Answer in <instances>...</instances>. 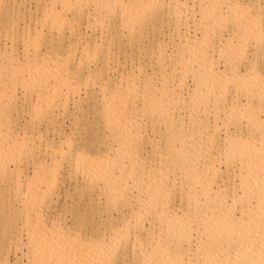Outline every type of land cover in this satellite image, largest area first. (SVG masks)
Here are the masks:
<instances>
[{
	"label": "bare ground",
	"instance_id": "bare-ground-1",
	"mask_svg": "<svg viewBox=\"0 0 264 264\" xmlns=\"http://www.w3.org/2000/svg\"><path fill=\"white\" fill-rule=\"evenodd\" d=\"M88 99L92 155L60 128ZM63 169L86 241L45 212ZM0 225V264H264V0H0Z\"/></svg>",
	"mask_w": 264,
	"mask_h": 264
},
{
	"label": "rangeland",
	"instance_id": "rangeland-1",
	"mask_svg": "<svg viewBox=\"0 0 264 264\" xmlns=\"http://www.w3.org/2000/svg\"><path fill=\"white\" fill-rule=\"evenodd\" d=\"M102 22H104V23H106L105 21H102ZM100 24V23H96L95 25L97 26V27H99V25L101 26V25H105V24ZM99 24V25H98ZM14 32V31H13ZM15 32H16V30H15ZM13 33V37L14 36H17V37H14L13 39H14V41L12 42L13 43V46L16 48H18V49H22V45H21V43H20V40H19V37H18V33L16 34V33ZM18 38V39H17ZM15 39H16V41L18 42H16V43H14L15 42ZM164 39H165V41H167V38L166 37H164ZM144 40H145V37H144ZM143 40V41H144ZM16 44H18L17 46H16ZM128 46V45H127ZM16 48V49H17ZM129 48V47H128ZM134 46H132V48H131V50L133 49L134 50ZM137 48H135V52L132 50V53H133V55L135 56V57H139L140 55H142V54H137V53H139L138 51H139V49H137ZM29 51H32V49H29ZM135 53V54H134ZM144 54V53H143ZM138 55V56H137ZM141 57V56H140ZM143 57V56H142ZM141 59V58H140ZM142 64V63H141ZM155 65V66H154ZM129 66H130V68H129ZM128 66V68L130 69L129 71H128V68H126V73H128L129 72V74L131 73V70L133 71L131 74H130V76H133L134 74H135V72H136V74H137V71H136V68H137V66L135 65V64H130ZM133 66H134V70L132 69L133 68ZM136 67V68H135ZM153 67H155L156 68V64H153ZM146 70L148 69V67L147 66H145L144 67ZM149 70V69H148ZM147 70V71H148ZM128 71V72H127ZM134 75V77H136L137 75ZM87 82H90V81H87ZM86 82V83H87ZM86 83L84 84L83 82H82V84L80 83V89H79V95H81V97H82V99H86L87 98V96L91 93V95H93V96H96V97H98V91H97V93H96V90H94V89H97L98 90V88H97V86L95 85V86H92L91 87V83H87V86H85L86 85ZM137 84L139 83L140 84V82L138 81V82H136ZM91 84V85H90ZM95 83H93V85H94ZM82 85V86H81ZM85 87H84V86ZM87 87V88H86ZM91 87V88H90ZM94 91H93V90ZM88 94V95H87ZM97 94V95H96ZM88 101V103L89 104H87L85 101L82 103V105H83V107H81V108H79V109H77V110H74V109H76V108H68L70 111L68 112L69 114H63L62 116H61V119H60V117L58 116V118L62 121H59V122H61V130L63 131L62 132V134H63V136H65V134H66V136L65 137H68V135H69V139L72 141V142H76V143H78V146H81V145H79V144H81L82 143V145L83 144H85V145H83V146H85V148L87 147V153H89L90 155H92V154H94V150H95V147H96V145H97V142H98V138L100 137V135H101V131L100 130H98L97 131V129H96V125H97V123H98V121L96 120V118H98L97 117V114H96V112H94V109H96L95 108V104H93V100L91 99H88L87 100ZM90 101V102H89ZM86 103V104H85ZM91 105V106H90ZM94 105V106H93ZM94 108V109H93ZM74 110V111H73ZM81 110V111H80ZM67 111V110H66ZM77 111V112H76ZM79 111V112H78ZM83 111V112H82ZM96 111V110H95ZM70 112H72L73 113V115H72V113H71V115L72 116H74V118L73 117H70L71 115H70ZM75 114H76V118H75ZM95 114V115H94ZM70 115V116H69ZM66 118H65V117ZM73 119H75V120H73ZM23 120V118H20V121H22ZM97 121V122H96ZM63 125V126H62ZM63 128V129H62ZM101 133H100V132ZM66 132V133H65ZM73 132V133H72ZM67 133H68V135H67ZM151 135V134H150ZM73 139V140H72ZM76 143H72V145L75 147V145H77ZM154 143V142H153ZM158 144V146L160 145H162V142H160V144L159 143H154V145H157ZM78 146H76V147H78ZM159 146V147H160ZM63 172H64V174H63V172H61V177H57L58 179H57V182H56V189H54L55 190V192L56 193H54L53 195H51V204H50V206L52 207L50 210L48 209L47 211H45L46 213H47V215H48V218L49 219H57L58 218V221L60 222V224L62 225H64L65 224V226L66 225H68V227L71 229V230H74V229H76V230H79L78 232H80V234H81V236H84V237H82L83 238V240L86 238V236L90 233V230H91V232H93L92 230L95 228V227H100V229H99V232L101 231V230H103L106 226H107V223L108 222H110V221H106V218H105V223H104V217H105V213H104V211H105V209H104V211H102L103 209H102V207H103V204L104 203H102V202H104V200H102L103 198H101V196L99 197V196H96V194H95V197H93L94 196V193H92L91 192V197H89V195L87 194L88 193V191H86L85 189H83L82 188V186H81V184H80V186H79V180L77 179V178H75V177H73L72 178V176L71 175H69L68 173H65V169H63L62 170ZM66 172H67V169H66ZM63 174V175H62ZM66 174H68V175H66ZM60 175H58V176H60ZM71 176V177H70ZM65 177V178H64ZM79 182V183H78ZM78 183V184H77ZM58 184V185H57ZM3 187V186H2ZM84 190V191H86V192H82V190H80L81 188ZM2 191H4L3 192V194L5 195V196H8L7 195V191L6 190H2ZM86 193V194H82V193ZM58 194V195H57ZM98 197V198H97ZM58 198V199H57ZM92 198H97L98 199V201L96 202V200L97 199H95V200H90V199ZM89 200V201H88ZM100 200V201H99ZM90 201H94V202H90ZM55 202V203H54ZM14 203V202H13ZM57 203V204H56ZM95 203H96V205H95ZM15 204V203H14ZM94 205V206H93ZM102 210H101V209ZM96 210H98L97 211V213H95L96 212ZM93 212V213H92ZM107 212V211H106ZM46 213H45V215H46ZM94 214L93 216H92V214ZM110 213H111V215L112 216H114L115 214V211L112 209L111 211H110ZM17 215H18V213H16ZM62 215V216H61ZM83 215V216H82ZM99 215H100V217H99ZM58 216V217H57ZM101 219H99L98 217ZM22 216H20V218H21ZM65 217V218H64ZM71 217V218H70ZM63 218V220L64 221H62L61 219ZM94 220H95V222H94ZM97 220V221H96ZM100 221V222H99ZM62 222H64V223H62ZM97 223V225L94 227V225H93V223ZM103 222V223H102ZM107 222V223H106ZM113 222V224H115V221H111V223ZM144 222H145V220H144ZM147 222V221H146ZM145 222V225H146V227H147V229H149L148 228V222L146 223ZM77 223V224H76ZM92 223V224H91ZM102 223V224H101ZM101 224V225H100ZM72 227H71V226ZM100 225V226H99ZM76 228H75V227ZM91 226L92 227H94V228H92L91 229ZM104 226V227H103ZM0 227H1V225H0ZM146 227H145V229H146ZM95 229H97V228H95ZM81 230V231H80ZM1 231V230H0ZM88 232V233H87ZM95 232V231H94ZM1 234V233H0ZM7 234V233H6ZM91 234H89L88 235V237L90 236ZM1 236H2V238H3V240H5V241H3V240H1ZM0 236V243H2V242H4V244H6V239L3 237V234ZM87 237V238H88ZM106 236H104V238H105ZM87 238H86V240H87ZM86 240H84V241H86ZM128 248H127V250H125V252L127 251V254H129V253H131L130 251H132V249L133 248H131V245H130V247H129V245L127 246ZM131 248V249H130ZM193 248H195V247H193ZM193 248H191V249H193ZM130 250V251H129ZM11 251V252H10ZM13 252H15V251H13V250H9L8 252H7V258L9 259V261H11V262H13V263H15V260H14V258L15 259H17L18 257H20V255L18 254V251H16L15 253H13ZM20 253V252H19ZM126 253H125V255H127ZM15 255V256H14ZM18 256V257H17ZM131 254H129L126 258H129V261H127V263H124V264H129L130 263V259H131ZM23 257V256H22ZM18 258V259H20V260H16V263L17 264H23V263H25V257H23V258ZM13 260V261H12ZM182 260L184 261V257L182 258ZM20 261H21V263H20ZM193 262V261H192ZM15 263V264H16ZM116 264H119V261L118 262H116Z\"/></svg>",
	"mask_w": 264,
	"mask_h": 264
}]
</instances>
